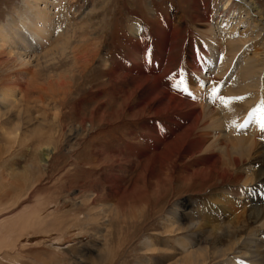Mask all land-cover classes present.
I'll return each instance as SVG.
<instances>
[{
	"label": "rangeland",
	"instance_id": "1",
	"mask_svg": "<svg viewBox=\"0 0 264 264\" xmlns=\"http://www.w3.org/2000/svg\"><path fill=\"white\" fill-rule=\"evenodd\" d=\"M50 1L58 9L55 33H71L75 25H69V18L88 22L86 25L96 32V41L92 40L96 53L92 47L87 48L88 52L81 51L77 39H73L65 55H58L61 43L54 39L53 30L46 51L37 42L29 50V65L21 68L23 74L14 77L16 88L12 98L0 99L8 102L0 108V264H224L221 251L232 249V241L240 235L246 238L255 226L247 213L248 204L241 202L231 211L222 205L217 207L221 204L217 200L222 189L212 186L211 181L184 183L181 176L186 173L180 166L175 168L173 180L166 187L163 185L164 189L144 176L140 178L141 170L137 167L125 170L119 196L107 198V178L121 166L118 162L106 165L112 151L123 143L131 144L126 133L138 130L148 120L128 119L103 129L98 128L97 121L101 113L115 112L122 101L121 95L115 96L105 70L109 60L117 61L125 52L122 42L130 37L128 27L132 23L142 26L148 37L157 21L169 19L171 30V25L182 27L175 36L176 56L181 50L179 57L203 60V55H193L190 44L185 42L188 32L197 42L201 41L199 33L203 27L192 19L195 0ZM253 1L264 16V0ZM21 2L0 0V27L10 18L15 20L17 12L21 13ZM81 29H74L75 37ZM244 29L239 24L235 32L248 34ZM166 47L167 42L160 48L163 56ZM250 49L252 53L260 52L255 43ZM48 53L53 55L45 68L41 58ZM92 54L96 55L94 65L86 70L81 68L82 56L86 55L88 60ZM173 70L185 78L177 65ZM6 84H0V93L5 92ZM249 97L248 93L239 95L240 111L250 106L244 103ZM137 102L135 97L132 104ZM123 110L130 114L133 109ZM43 154H48L45 163ZM254 156L255 177L264 171V163L258 151ZM232 182L230 191L241 188L240 183ZM177 203L188 204L184 219L167 226L164 216ZM197 247L202 250L191 253V248Z\"/></svg>",
	"mask_w": 264,
	"mask_h": 264
},
{
	"label": "bare ground",
	"instance_id": "2",
	"mask_svg": "<svg viewBox=\"0 0 264 264\" xmlns=\"http://www.w3.org/2000/svg\"><path fill=\"white\" fill-rule=\"evenodd\" d=\"M20 7L22 11L16 13L15 20L10 18L6 25L0 27V68L4 72L0 84L8 83L5 92L0 93L2 100L5 96L12 98L11 94L15 93L12 92L16 88L14 77L22 73L21 68L29 65L27 59L29 50L36 42L42 46L41 49L47 47L53 38V30L56 32L54 21L58 9L53 2L22 0ZM52 10L54 13H51ZM193 10L195 11L192 13V19L203 27L201 34L199 33L201 41L197 42L188 32L185 42L190 44L189 48L193 55L195 53L198 56L203 55V60L187 59L186 55L179 57L181 50L176 56L178 45L174 43L175 36L182 27L171 25V30L170 20L165 19L162 23L157 21L158 25L150 31L148 37L143 34L144 29L139 24L129 25L130 37L126 41L121 40L125 52L117 61L115 58L108 61V69L105 70L108 82L112 84L115 96L121 95L122 101L115 112H103L98 116V128L112 127L128 119H147L148 122L140 125L138 130L126 133L131 137V144L123 143L112 151L113 156L106 165L118 162L121 166L117 170H112V175L107 178L109 187L106 197L113 199L119 196L124 185L125 170L137 167L141 170L140 178L144 176L151 184L155 183L158 187L161 185L164 189L165 185L173 180L175 168L180 166L179 169L186 173L181 176L184 183L211 181L212 186L222 189L223 192L218 195L217 200L221 204L217 207L222 205L225 210L231 211L241 202L248 204L247 213L252 216V224L255 226L247 233L246 238L240 235L232 241L230 247L232 249H226L228 252L232 250L231 253L221 251V255L225 257L224 264H264V171L253 176L255 175L253 159L256 151L260 153L264 163V132L260 130L258 123L261 114L249 117V112L264 100V16L253 0H212L211 3L195 0ZM69 19V25L74 22L75 28L83 29L78 32L77 37L72 25L71 33L70 30L55 33L54 39L58 44L61 43L56 53L63 57L73 39H77L76 43L81 51H87V48L92 47L96 53V43L92 42L96 32L91 26L86 25L88 22ZM180 20H183V17ZM239 24L246 28L244 31L248 34L235 32ZM88 27L91 30L85 31ZM165 42L167 47L163 56V53L159 52ZM254 43L260 47L259 53L251 52L250 47ZM182 47L185 52L187 45ZM52 55L53 53H48L40 57L45 68L48 67L49 57ZM95 57L96 55L92 54L87 60L86 55L82 56L81 68L86 70L90 65H94ZM175 65L180 74L183 72L185 78L173 73ZM181 79L193 94L191 97L179 88L173 87ZM213 87L218 89V96L229 98L228 107L223 106L219 99L213 101ZM244 93L250 95L248 102L244 100V103H249L250 106L240 111L241 103L235 98ZM135 97H138V102L132 104ZM2 100L0 108L7 102L6 99ZM127 107L133 109L130 114L124 113L123 109ZM157 118L164 120L152 121ZM245 121L248 122V126L241 128L240 125ZM137 159L143 161L136 162ZM47 160L48 154H43V162ZM232 180L240 183L241 188L230 191ZM187 207V203L175 204L173 209L166 212L164 223L171 226L184 219ZM201 223L202 221L200 226ZM190 247H193V242ZM193 249L191 248V253L198 251L197 254L202 250L198 247ZM233 254L235 255L231 256ZM201 259L200 262L203 260Z\"/></svg>",
	"mask_w": 264,
	"mask_h": 264
},
{
	"label": "snow or ice",
	"instance_id": "3",
	"mask_svg": "<svg viewBox=\"0 0 264 264\" xmlns=\"http://www.w3.org/2000/svg\"><path fill=\"white\" fill-rule=\"evenodd\" d=\"M194 83H199V81H194ZM183 85V87H181ZM202 87L205 85H201ZM174 88H179L180 91L184 92L188 96H192L193 94L189 91L188 86L185 84L184 80L181 79L179 83L173 85ZM218 89L216 87H213L212 89V99L213 101H216L219 99V101L223 104V106L228 107L229 106V98H226L222 95H217ZM235 99H241L239 97ZM257 113L261 114V118L258 120V123L260 125V130L264 132V100H262L258 107L254 108L251 112H249V117L255 116ZM248 126V122L245 121L244 124L240 125L241 128H246Z\"/></svg>",
	"mask_w": 264,
	"mask_h": 264
}]
</instances>
